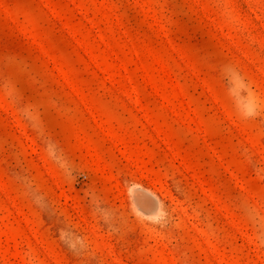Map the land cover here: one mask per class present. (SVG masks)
Returning a JSON list of instances; mask_svg holds the SVG:
<instances>
[{"label":"rangeland","instance_id":"rangeland-1","mask_svg":"<svg viewBox=\"0 0 264 264\" xmlns=\"http://www.w3.org/2000/svg\"><path fill=\"white\" fill-rule=\"evenodd\" d=\"M0 264H264V0H0Z\"/></svg>","mask_w":264,"mask_h":264}]
</instances>
